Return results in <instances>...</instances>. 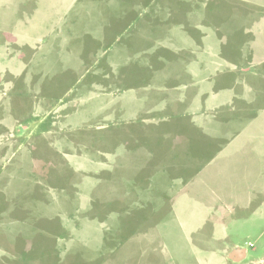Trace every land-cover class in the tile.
<instances>
[{
    "label": "rangeland",
    "instance_id": "obj_1",
    "mask_svg": "<svg viewBox=\"0 0 264 264\" xmlns=\"http://www.w3.org/2000/svg\"><path fill=\"white\" fill-rule=\"evenodd\" d=\"M0 264H264V0H0Z\"/></svg>",
    "mask_w": 264,
    "mask_h": 264
},
{
    "label": "water",
    "instance_id": "obj_2",
    "mask_svg": "<svg viewBox=\"0 0 264 264\" xmlns=\"http://www.w3.org/2000/svg\"><path fill=\"white\" fill-rule=\"evenodd\" d=\"M227 258L232 262H240L246 258V249L241 247L233 248L228 252Z\"/></svg>",
    "mask_w": 264,
    "mask_h": 264
},
{
    "label": "crops",
    "instance_id": "obj_3",
    "mask_svg": "<svg viewBox=\"0 0 264 264\" xmlns=\"http://www.w3.org/2000/svg\"><path fill=\"white\" fill-rule=\"evenodd\" d=\"M236 248V247H235ZM233 249V248H232Z\"/></svg>",
    "mask_w": 264,
    "mask_h": 264
}]
</instances>
